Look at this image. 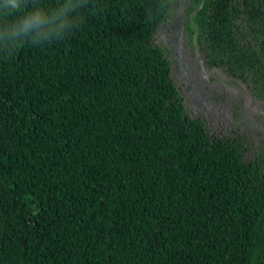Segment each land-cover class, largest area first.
Wrapping results in <instances>:
<instances>
[{
	"label": "trees",
	"instance_id": "16d2710c",
	"mask_svg": "<svg viewBox=\"0 0 264 264\" xmlns=\"http://www.w3.org/2000/svg\"><path fill=\"white\" fill-rule=\"evenodd\" d=\"M168 2L93 0L0 53V264H264V161L184 118L150 43ZM191 26L264 99V0H204Z\"/></svg>",
	"mask_w": 264,
	"mask_h": 264
},
{
	"label": "flooded vegetation",
	"instance_id": "af4514ba",
	"mask_svg": "<svg viewBox=\"0 0 264 264\" xmlns=\"http://www.w3.org/2000/svg\"><path fill=\"white\" fill-rule=\"evenodd\" d=\"M191 3L192 0H169L168 12L150 41L162 50L169 63L170 80L184 118L199 121L212 141L235 142L237 139L230 134L240 132L245 136L248 132L264 154V99L252 95L242 81L207 63L204 38L199 37L197 27L191 26V35L187 31L188 22L198 11L190 10ZM229 80L236 83L235 92L229 89Z\"/></svg>",
	"mask_w": 264,
	"mask_h": 264
},
{
	"label": "clouds",
	"instance_id": "9594fccd",
	"mask_svg": "<svg viewBox=\"0 0 264 264\" xmlns=\"http://www.w3.org/2000/svg\"><path fill=\"white\" fill-rule=\"evenodd\" d=\"M94 6L93 0H0V53L9 57L26 43L41 46L63 39Z\"/></svg>",
	"mask_w": 264,
	"mask_h": 264
},
{
	"label": "rangeland",
	"instance_id": "374dc122",
	"mask_svg": "<svg viewBox=\"0 0 264 264\" xmlns=\"http://www.w3.org/2000/svg\"><path fill=\"white\" fill-rule=\"evenodd\" d=\"M233 83H235V82L229 80L228 81V87L232 92H235L234 88L236 86V83L235 84H233ZM232 95H236V94H232ZM230 135H232L233 139H237V140H235V142H232V141L231 142L233 143L232 145H235L236 147H238V150L240 152V156L242 157L243 161H245V162L255 161L256 163H260V162L264 161V154H262L260 152L261 146H259V145H257V143H254L251 141V137L249 136L248 132L246 133L245 136H242L244 134L240 133V132H239V134L234 133V135H233V133H232ZM247 142L249 145L247 144ZM255 145L258 148H256ZM252 155L253 156L255 155V157H253Z\"/></svg>",
	"mask_w": 264,
	"mask_h": 264
},
{
	"label": "water",
	"instance_id": "95a60500",
	"mask_svg": "<svg viewBox=\"0 0 264 264\" xmlns=\"http://www.w3.org/2000/svg\"><path fill=\"white\" fill-rule=\"evenodd\" d=\"M203 5V0L201 1L200 7L198 8V10L202 7Z\"/></svg>",
	"mask_w": 264,
	"mask_h": 264
}]
</instances>
